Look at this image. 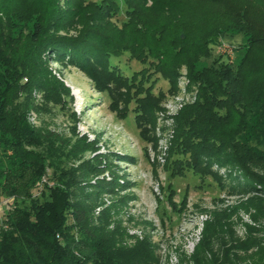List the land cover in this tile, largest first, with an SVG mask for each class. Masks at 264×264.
Returning a JSON list of instances; mask_svg holds the SVG:
<instances>
[{"label": "rangeland", "instance_id": "1", "mask_svg": "<svg viewBox=\"0 0 264 264\" xmlns=\"http://www.w3.org/2000/svg\"><path fill=\"white\" fill-rule=\"evenodd\" d=\"M3 3L0 0V79L10 82L15 73L20 77L18 86H24L27 75L37 72L44 79L54 78L66 93L58 98L54 84L52 93H47L33 83L25 91L10 86L0 92L8 126L0 129V135L1 130L17 128L20 121L59 153L42 163L40 184L29 196L0 193V229L8 228L12 206L25 208L30 199L51 201L52 190L57 189L63 197L56 207L61 208L62 225L55 236L57 241L67 237L73 242L64 263L94 264L95 245L108 248L118 264H259L264 260V164L248 165L256 184H235L232 178L239 175L230 165L210 159L199 168H189L188 154L183 157L174 148L182 112L199 100V82L190 77L193 71L234 69L247 56L249 66H257V71L246 73L250 83H244L239 100L247 102L264 86L256 78L264 69V0L147 1L146 10L136 16L143 29V36L137 37L132 29L125 30L130 13L117 0V12L109 19L94 15V26L115 36L118 45L126 38L142 45L109 57V70L118 77L116 85L108 84L110 97L78 68L56 61L53 53L35 54L42 64L38 68L31 61L33 50L26 34L27 5L18 0H5L9 6ZM98 3L88 0L83 5ZM59 6L64 8L62 1ZM88 7L81 11L71 7L68 13L75 11V24L60 34L75 36L91 20ZM156 28H162L164 39L152 43L149 35ZM169 40L167 50L176 51L169 55L173 70L162 68L171 73V83L155 71L167 56ZM160 51L164 56L158 55ZM5 66H10L8 71L1 68ZM140 99L145 103H139V109L146 114L138 119L141 111L135 110ZM69 148L78 152L75 159L66 156ZM24 150L40 152L32 145ZM11 152L0 140V184L9 174ZM31 171L16 184H30ZM73 207L83 212L82 220L72 218Z\"/></svg>", "mask_w": 264, "mask_h": 264}, {"label": "trees", "instance_id": "2", "mask_svg": "<svg viewBox=\"0 0 264 264\" xmlns=\"http://www.w3.org/2000/svg\"><path fill=\"white\" fill-rule=\"evenodd\" d=\"M60 1L63 2L62 7L66 6L65 11H62L64 8H60ZM87 1L18 0L28 7L25 13L29 12L30 26L26 34L33 50L31 61L39 68L42 64L37 62V57L34 55L46 51L53 53L56 61L75 66L88 76L98 91H105L110 97L113 94L108 84L116 85L118 77L115 71L109 70V57L117 56L121 51H134L139 42L134 38L130 40L126 38L122 45H118L115 36L94 26V15L101 19H109L117 12V0H99L96 5H87L92 10V14L88 16L91 20L83 23L75 36L61 35L60 32H67L75 24L76 13L74 11L71 15L68 13L69 9L71 7H75L77 11H81V8L86 9L87 6L83 5V2ZM147 1L154 4V0H121L126 12L130 13L129 24H126L125 30L132 29V34L136 37L139 34L143 36V29L137 24V20L140 19L136 16L137 13L146 10L144 5ZM203 1L215 3L221 0ZM3 4L9 6V3L5 4V0ZM161 31L162 28H156L149 35V40L152 43L163 40L164 35ZM176 37L180 38L179 35ZM169 42L165 46L167 56L163 58L161 65L156 66L155 71L171 83L172 77L168 71L172 69L174 61L170 60L169 55H174L176 51L172 47H170V52L167 50L172 41L169 40ZM141 45L140 43L139 46ZM261 49L264 50V45ZM160 54L164 56L163 51L158 53ZM142 58L144 57H138V59ZM9 65L15 67L14 64ZM163 65L168 67V71L162 68ZM249 65L248 57L244 56L234 69L222 66L216 71L212 69L193 71L190 77L199 82V100L182 112L179 119L178 136L174 143L177 153L183 157L188 154L189 161L185 162H189L187 165L191 164L189 168H199L204 160L210 159H214L220 165H230L241 180L238 182V177L232 178L235 184H256L255 179L251 177L252 174L248 172V165L256 162L264 164V86L257 92V94L260 93L259 95L255 94L247 102L239 100L238 96L243 91L244 83H250V76L246 73L257 69V66L250 67ZM10 66L1 68L8 71ZM42 74L47 73L42 70ZM257 74L256 78L264 82V69L258 71ZM18 77L14 73L12 81L8 79L11 85L10 82H6L5 77L0 79V85L6 83L2 86L3 90L0 87V92L10 86L12 90H18L21 87L25 91L33 83L42 87L47 93H52L54 84L58 87L54 88L57 89L58 98L60 94L66 93V90L54 78L44 79L40 73L35 72L30 76L28 74V83L24 86H18L20 78ZM139 101H137L138 108L135 110L136 113L141 111V114L136 116L138 119L142 117V114H146L144 110L139 109V103H145V100L140 99ZM4 105L6 106L5 102H0V129L8 128L3 115ZM10 116L16 117L17 115ZM18 116L20 117V113ZM16 126L17 128L12 126L13 129L6 130L7 132L1 130L0 140L3 139L4 143L11 147L12 152L9 160V174L4 183L0 184V193L29 196L30 190L36 189L39 183L38 173L41 172L42 163L55 159L59 153L53 150L50 142L43 144L41 135L28 132L23 122L18 121ZM63 144V142L60 143V145ZM31 145L36 149L39 148L40 152L24 150L25 146ZM66 152L69 159H75L78 154L71 148ZM31 170L33 175L29 177L32 179L30 184H16L22 182L24 174ZM200 171L202 170L199 169ZM8 182L11 184H7ZM43 187V191H46V185ZM52 192L53 200L51 201L45 200L39 203L36 199H30L25 208L12 206L7 217L8 228L0 229V264H79L73 260L70 263L62 262L64 258L69 259V249L73 242L68 241L67 237H64L62 241L56 239L55 234L62 225L61 208L56 209V207L63 197L57 189ZM70 210L72 218L76 221L82 220L83 212L74 207ZM91 250V254L95 257L94 264H118L113 260V256L108 254L110 253L108 248L95 245V248ZM259 264H264V260Z\"/></svg>", "mask_w": 264, "mask_h": 264}]
</instances>
